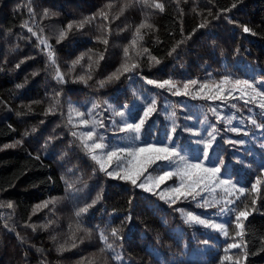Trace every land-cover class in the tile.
Returning a JSON list of instances; mask_svg holds the SVG:
<instances>
[{
    "label": "trees",
    "instance_id": "1",
    "mask_svg": "<svg viewBox=\"0 0 264 264\" xmlns=\"http://www.w3.org/2000/svg\"><path fill=\"white\" fill-rule=\"evenodd\" d=\"M158 2L163 12L143 0H0V264H233L235 259L264 264L260 98L246 103L250 96L241 98L231 85V94L226 91L222 100L196 95L200 84L218 83L225 76L247 79L264 91V0ZM85 20L90 22L78 27ZM145 20L153 27L141 29L140 40L136 28ZM244 26L251 31L245 33ZM126 47L127 62L138 67L101 87L100 81L126 62ZM147 80H172L181 91L189 80L199 83L189 87V95H174L177 89L159 88ZM153 100L155 110L145 118L141 138L152 133L168 147L175 138L178 151L196 148L201 153L202 139L211 140L208 165L220 166L221 177L236 185L230 196L214 191L233 201L226 205L224 220L219 213L224 203L211 202L213 193L166 202L158 193L179 185L180 177L166 180L155 189L157 194L146 192L108 176L84 149L82 120L117 138L132 136L121 131L125 118L138 123ZM74 106L83 116L74 115ZM240 140L244 143L229 142ZM12 144L16 146L5 147ZM126 164L125 159L112 161L107 171ZM158 171L151 165L137 183ZM94 200L86 213L76 216ZM48 201L54 203L44 207ZM240 210L249 213L241 219L242 237L236 227ZM187 212L204 219L215 214L225 222L228 236L185 223ZM112 228L118 229L122 241L111 236ZM101 231L109 242L115 241V253L100 252ZM205 240L216 249L199 257L196 249L201 250ZM232 243L241 247L225 252ZM114 254L122 260H114Z\"/></svg>",
    "mask_w": 264,
    "mask_h": 264
},
{
    "label": "snow or ice",
    "instance_id": "2",
    "mask_svg": "<svg viewBox=\"0 0 264 264\" xmlns=\"http://www.w3.org/2000/svg\"><path fill=\"white\" fill-rule=\"evenodd\" d=\"M143 3L147 6L154 7L155 9H159V11H164V5L158 0H143ZM235 5H233L234 7ZM111 7V5H109ZM54 14V13H53ZM44 15H49V11L45 9ZM101 16H103L105 19H107V14L101 11ZM90 22L89 20L82 21L78 24V27L82 28L84 26V23ZM204 25H200V27H203ZM73 27V24L68 25V29H71ZM153 26L147 22V20L140 23V25L136 28L135 36L136 38H139L140 40L143 39V37L140 35L141 29L144 28H152ZM28 31H32L31 28L28 29ZM243 31L245 33L250 32L251 29H249L247 26L243 27ZM35 35V33H33ZM65 33L61 31L60 38H63ZM134 38L132 40V45L135 46L137 43V39ZM105 44L108 43L107 40L103 41ZM41 43H46V41L41 40ZM175 49H173L174 51ZM147 49H144V52H147ZM49 59L52 60L53 63H55L53 59V53L49 52ZM139 55V53H137ZM124 56L126 58V62L120 66L115 72H113L106 81H100V86L103 87L105 83L111 82L113 80H118L121 75L127 72L133 71L136 67H138L137 64L134 63H128L127 61L130 59L129 57V49L126 47L124 49ZM102 58V57H101ZM151 59L157 63L159 61L156 59V57H151ZM74 63H79V60L75 61ZM19 67V65H17ZM58 77L62 79L63 77L60 76L59 73H57ZM81 80H83V77H80ZM86 82V81H85ZM148 84L156 85L159 88H164L167 86L169 90L171 89H177L173 94L174 95H189V87L197 85L199 82L197 80H189L184 83L183 85V91L177 88V84L174 83L172 80H164L162 82H157L155 80H147ZM231 85L232 90H239L241 93V98L244 96H250V100L245 101L246 103L255 101L257 97L260 98V104L259 107L261 109H264V91H260L256 88L255 84L252 81H249L247 79H232L229 76L223 77L221 81L214 84L209 83H203L200 84V88L196 92L197 96H201V98L209 99V100H216V99H225V92L228 91L229 95L231 92L227 89V86ZM155 100L151 102V104L144 109V115L140 118L138 123H128L126 124L125 128L121 129V131H129L133 133L139 134L141 131L142 126L145 123V118L150 115L151 112L155 110L154 108ZM235 107V105H233ZM51 110V109H50ZM214 111V110H213ZM117 115L124 116V112H117ZM78 116H83V113L77 112ZM253 124H256L255 120L251 121ZM82 124L85 126L88 125L87 120H82ZM233 132L240 131L239 129L233 128L231 129ZM176 128H172V132L175 133ZM27 135V133H25ZM73 136H77L76 132L72 133ZM213 133H209V136L211 137ZM247 135V133H245ZM95 131L91 130L86 133H83L80 136L81 143L84 147V149L87 151V154L90 155L91 159L95 161L101 171H104L108 176L114 178V179H121L125 181H129L133 186L143 189L146 192H151L154 194H157L155 192V189H158L161 184H163L166 180L171 179L173 176H179L180 177V183L179 185L171 188H167L161 192L158 193L159 198L161 200H165L166 202H170L172 204L176 203V201L180 200L181 198L187 199L191 197L192 199H196L197 196H200L202 192H214L217 188H223V191L228 194L229 196L232 195V192L230 189H236V185L233 184L230 180L220 179V173H221V167L220 166H214V167H206L202 162L201 163H189L184 156L180 155V153L177 151L175 147H168L160 146L157 147L152 144H148L145 147L142 148H119L114 149L112 151H108L106 155L98 156L96 154L97 150H103L105 149L106 145L97 142L95 139ZM139 136H136V139H138ZM100 140L103 139V137L99 138ZM88 141H93L92 143H88ZM233 144H243L244 141H229ZM17 144L21 143V141H17ZM204 158H208V149L211 147V140L204 142ZM16 144L12 145H5V147H15ZM126 153L129 157H131V160L127 162L126 165L118 166V171H107V167L111 165L113 159H120V154ZM39 157H37L38 159ZM175 158H178L179 160V166L177 167L175 172L172 171H165L162 175H158L156 177H152L149 175L146 177L144 182L137 183V181L140 179L141 176L147 172L148 168L155 164L157 161H167L170 163H175ZM221 164H223V161H220ZM259 183V181H257ZM253 189H256V185H253ZM240 193H244L245 189L240 188ZM99 199V197H97ZM218 203V201H214ZM227 203L231 204L233 201L228 200ZM48 203H54V201H48L45 202L44 207L48 206ZM96 201L94 200L92 204L86 205L85 207L80 208L76 212V216L79 217L82 213H86L89 208H91ZM131 204V201H129ZM207 204V201L205 202ZM255 203V201H253ZM13 205L9 202L7 204V207L11 208ZM37 207H40L39 205ZM183 212V210H180ZM186 216L185 223L188 224H198L202 225L206 228H211L215 231L222 232L224 236H228L227 227L223 224H218L215 221H211L208 219L201 218L200 216L192 213L187 212L184 213ZM249 213L246 210H240L236 214V227L240 229L239 232H237L238 236H243L244 234V226L241 223V219H247ZM127 219L130 221L131 216L127 217ZM77 229L79 230V225H77ZM35 230V229H34ZM90 231V230H85ZM111 236L115 238V240H123V236L119 234L118 229L112 228L111 229ZM55 239V237H53ZM99 239L101 243L103 244V247L100 249L101 253L104 252H113L115 253V241L109 242V236L105 234L104 231H101L99 233ZM204 244H208L209 242L207 240L203 241ZM75 247V245H72ZM241 247L240 244L232 243L227 246L225 249V252H227L229 249L232 248H239ZM64 246L61 245V250H63ZM247 256V253L245 252V258ZM114 260H122V256L119 254H114L113 256ZM223 259H230L228 256H225ZM223 264V261L221 262ZM233 264H240L239 259L233 260Z\"/></svg>",
    "mask_w": 264,
    "mask_h": 264
},
{
    "label": "rangeland",
    "instance_id": "3",
    "mask_svg": "<svg viewBox=\"0 0 264 264\" xmlns=\"http://www.w3.org/2000/svg\"><path fill=\"white\" fill-rule=\"evenodd\" d=\"M84 105V104H83ZM75 108L72 110L74 112V115L77 113V109L78 107L77 106H74ZM85 110V109H84ZM141 118V117H140ZM139 118V120H140ZM125 122L123 124V126L125 127L126 124L130 123V119L129 118H125ZM139 122V121H138ZM83 125V124H82ZM89 126V127H87ZM86 127L83 128V131L84 133L88 132V131H91V130H94L95 131V137L94 139L97 141V142H101L103 144L106 145L105 149L103 150H97L96 154L98 156H103V155H106V153L108 151H112L114 149H119V148H142V147H145L146 145L148 144H152V145H155L157 147H160V146H165L161 143L158 142V140L156 139L155 135L152 134V133H144V136L143 138L147 141H145L144 139L141 138L140 134H137V133H134V135H130V134H121V136L123 135L122 138H117L119 137L116 133H113L112 131H103L102 129H99L97 130L94 126L92 125H87ZM94 128V129H93ZM162 134V133H161ZM139 136L138 139H136V136ZM100 137H103L102 140H100L99 138ZM156 139V140H155ZM179 140H176L175 138H173L171 140L172 142V147L173 146H176V149L178 151V142ZM203 141V145H204V142L207 141L206 139H202ZM93 141H88V143H92ZM205 146V145H204ZM180 153V155L184 156L185 159L189 162V163H203L206 167H210L208 165V162L207 160L204 158V155L203 153L199 152L196 148L192 151H187V150H184L183 152L182 151H178ZM189 154V155H187ZM126 153H121L120 154V159L117 160V159H113V161H120V162H123L124 159L126 161V163L131 160V157H125ZM194 157V158H192ZM127 158H129L127 160ZM198 159V160H196ZM176 162L175 163H171L170 166H166L165 162H156L154 165H152L153 167H158L159 168V171L157 172L156 175H152V177H156L158 175H162L163 172L165 171H172V172H175L177 167L179 166V160L178 158H175ZM179 177V176H178ZM220 179H225V178H222L221 175H220ZM227 180V179H225ZM216 190H218L219 192L220 191H223V188H217ZM231 191H235L236 189H230ZM207 194L211 195V193H213V196L211 197L212 201L214 203L215 200L218 201V203H224V206L223 208L219 211L222 219L224 220L225 218V215H226V205H228V203L226 201H228V197L229 196H226L225 194H220L218 192H206ZM183 217H186L184 214H183ZM219 219H221L220 216H217ZM208 220H211V221H215L216 223L218 224H221V222L215 218V214L209 216L207 218ZM224 225H225V222H224ZM211 229V228H209ZM213 231V229H211ZM219 234H221V236H223V233L222 232H217ZM209 248H212V249H216V246L214 247H211V244L208 243V244H202V248L201 250L199 249H196L197 251H200L199 253V257H202L205 253H207V251L209 250Z\"/></svg>",
    "mask_w": 264,
    "mask_h": 264
}]
</instances>
